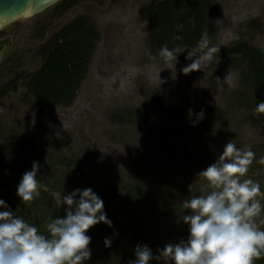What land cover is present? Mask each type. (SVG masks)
<instances>
[{
  "label": "rangeland",
  "instance_id": "rangeland-1",
  "mask_svg": "<svg viewBox=\"0 0 264 264\" xmlns=\"http://www.w3.org/2000/svg\"><path fill=\"white\" fill-rule=\"evenodd\" d=\"M208 1V29L202 36H207L209 46H226L238 37L264 57V0ZM148 2L84 1L61 14L54 4L0 27L4 53L0 54V88L11 80L15 85L0 99L4 139L16 135L37 154L43 150L73 157L98 181L114 187L143 172L165 185L164 190L174 186L187 197L201 194L203 181L198 174L233 141L237 148L255 153L242 179L259 183L264 193V164L258 163L264 157V114L255 112L264 96H243L240 68L216 59L203 71L187 75L181 69L189 63L177 59L169 68L152 60L146 24L139 14ZM77 16L93 22L99 39L73 102L68 107L44 108L32 104L29 97L23 101L24 79L42 61L40 47ZM250 21H255V27L247 26ZM228 73L231 83L221 86L216 77L223 79ZM158 75L165 81L159 86ZM153 97L160 106H175L181 120L161 113L150 102ZM201 110L204 116L197 119ZM257 199L264 201V195Z\"/></svg>",
  "mask_w": 264,
  "mask_h": 264
},
{
  "label": "trees",
  "instance_id": "trees-1",
  "mask_svg": "<svg viewBox=\"0 0 264 264\" xmlns=\"http://www.w3.org/2000/svg\"><path fill=\"white\" fill-rule=\"evenodd\" d=\"M84 1L99 0H61L53 8L61 14ZM139 14L146 24L148 56H156L154 61L167 65L159 57L161 47L196 48L208 29L210 3L208 0H149L140 8ZM247 26L255 27V21H250ZM177 36L181 39H174ZM98 39L93 22L86 16H77L53 32L39 49L42 58L39 68L24 79L23 101L26 102L29 97L32 104L44 108L70 106L85 78ZM219 48L214 59L240 68L241 94L253 99L263 97L264 57L261 52L238 38ZM186 56L187 52H184L177 59L184 64L191 63ZM14 86L12 80L2 86L0 99L13 91ZM150 102L155 108L159 107L161 113L181 120L175 106H160L155 97ZM127 115L130 116V113ZM118 117L126 120L123 115ZM5 136L6 131L0 127V199L5 201L8 210L37 226L42 234L47 235V223L63 217L67 209L66 205L56 203L52 191L63 196L76 189L91 188L103 200L104 213L112 226L100 223L86 232L91 237V257L83 264H129L136 259L137 246H147L153 257H157L158 249H163L169 243L187 240L189 226L184 224L182 218L191 213L183 209L182 203L196 194L187 197L184 191H177L174 186L169 191L164 190L165 185L155 182L153 178L148 179L143 172L126 185L114 187L98 181L95 175L81 168L73 157L43 150L37 154L25 140L18 139L16 135L5 140ZM33 162L39 164L37 179L50 191L45 192L42 187L39 197L25 203L18 197L17 187L23 174L32 170ZM261 204L264 206V203ZM3 210L0 208V211ZM262 221L264 208L261 215L255 218L260 230H264ZM105 238L111 240L110 247L105 246ZM150 263L171 264L155 258ZM253 264H264V254Z\"/></svg>",
  "mask_w": 264,
  "mask_h": 264
},
{
  "label": "clouds",
  "instance_id": "clouds-1",
  "mask_svg": "<svg viewBox=\"0 0 264 264\" xmlns=\"http://www.w3.org/2000/svg\"><path fill=\"white\" fill-rule=\"evenodd\" d=\"M219 51L220 48L209 46L204 35L192 50L169 49L164 45L159 50V57L171 68L172 62L176 65L178 55L187 52L186 59L191 63L181 69L187 75L203 71ZM150 58L155 60L156 56ZM216 80L221 86L230 84L231 75L228 73L223 79L216 77ZM157 81L158 86L165 83L159 75ZM255 112L264 114V102L256 104ZM203 116L201 110L197 119ZM254 158L255 153L250 148L239 149L229 141L217 161L198 174L203 181L201 194L182 203L183 209L191 213L182 218L189 226L187 240L158 249L157 257H153L147 246H137L136 259L129 264H149L154 258L171 264H253L260 259L264 254V230L259 229L255 218L264 208L257 197L264 193H261L259 183L242 179ZM258 163L264 164V157ZM38 171V162H33L32 170L23 174L17 187L22 202L39 197L42 187L43 191H50L47 185L40 184ZM52 195L57 204L66 205L67 209L63 217L47 223V235L8 210L5 201L0 199V208L4 209L0 211V264H83L90 259L91 237L86 232L100 223L112 226L104 213L103 200L91 188L76 189L63 196L52 191ZM104 244L110 247L111 240L105 238Z\"/></svg>",
  "mask_w": 264,
  "mask_h": 264
},
{
  "label": "water",
  "instance_id": "water-1",
  "mask_svg": "<svg viewBox=\"0 0 264 264\" xmlns=\"http://www.w3.org/2000/svg\"><path fill=\"white\" fill-rule=\"evenodd\" d=\"M61 0H0V27L33 16Z\"/></svg>",
  "mask_w": 264,
  "mask_h": 264
},
{
  "label": "flooded vegetation",
  "instance_id": "flooded-vegetation-1",
  "mask_svg": "<svg viewBox=\"0 0 264 264\" xmlns=\"http://www.w3.org/2000/svg\"><path fill=\"white\" fill-rule=\"evenodd\" d=\"M3 48H0V54L3 55L4 53H2ZM1 58V57H0Z\"/></svg>",
  "mask_w": 264,
  "mask_h": 264
}]
</instances>
